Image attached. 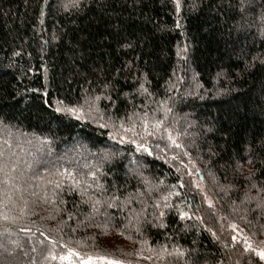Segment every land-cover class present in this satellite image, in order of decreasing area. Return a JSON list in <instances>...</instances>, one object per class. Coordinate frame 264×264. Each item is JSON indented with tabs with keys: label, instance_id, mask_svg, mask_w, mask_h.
I'll use <instances>...</instances> for the list:
<instances>
[{
	"label": "trees",
	"instance_id": "obj_1",
	"mask_svg": "<svg viewBox=\"0 0 264 264\" xmlns=\"http://www.w3.org/2000/svg\"><path fill=\"white\" fill-rule=\"evenodd\" d=\"M180 4L0 0V264H264V0Z\"/></svg>",
	"mask_w": 264,
	"mask_h": 264
},
{
	"label": "snow or ice",
	"instance_id": "obj_2",
	"mask_svg": "<svg viewBox=\"0 0 264 264\" xmlns=\"http://www.w3.org/2000/svg\"><path fill=\"white\" fill-rule=\"evenodd\" d=\"M174 3H175V8H176V11L179 12L180 9H181V4H180V0H174ZM72 6L73 7H77L78 6V0H72ZM180 25L177 24V27H179ZM141 88H143V85H141ZM144 91H147L146 89H144ZM100 97H95V100H99ZM62 101H57V104H61ZM85 103H87V100L85 101ZM55 111L57 112H67L71 115H74L76 116V119H81L82 116L79 115L78 113H80L82 110L79 109V108H76V107H56ZM145 116H147V114L145 113ZM102 127L103 126H106V125H101ZM154 128H159L160 127V122L157 121L156 124L153 125ZM128 130H132V129H128ZM145 132L147 133V121L145 120ZM148 135H151L152 133H147ZM10 135V134H9ZM168 139L172 142V144H174L176 147H181V145L177 144L175 139L173 138V136L171 134L168 135ZM4 144L8 145L9 148H11V142L9 139H5L3 141ZM132 143H136L135 140L132 141ZM159 146V145H157ZM143 149L145 152H148L149 155H151V152L149 151V149L147 147H145L144 144H137V150H141ZM185 155H187V153H185ZM4 157V150L3 148H0V158ZM8 168V165L7 163L3 162L2 159H0V173H4V176H5V180H4V183L7 184V185H13V182L15 181L16 177H13L9 174V172L5 171V169ZM12 171L15 170V165L12 166ZM91 175V173H90ZM247 179V178H246ZM51 183V182H49ZM56 188H59L60 187V184H56L55 185ZM175 187V186H173ZM180 187H184V185L181 183L180 184ZM199 187V186H198ZM252 188H257V185L255 183L252 184L251 186ZM86 191V190H85ZM257 192L260 193V192H264V187H261L259 189H257ZM7 196V198L9 199V201L11 200V197L8 196L7 194H5ZM118 198L113 196L112 197V200L113 201H116ZM250 199L248 194L245 193V200H248ZM205 201L208 203L209 207H212V202L210 200L207 199V197H205ZM86 203H88L89 201H85ZM101 203V201L99 199H96L94 201H91V205H92V210L94 212L98 211V208H97V205H99ZM113 204L112 203H109L108 204V207H112ZM262 205H257V207H261ZM157 208H159L160 206L159 205H156ZM164 207H171L170 205L168 204H165ZM21 211H23V209H21ZM164 215L163 212H160V216L162 217ZM179 215H180V218L181 219H185V218H190L188 217V213L184 212V211H180L179 212ZM4 219H8V216L5 215L4 216ZM197 219H200V217H197ZM161 227H163V224L160 225ZM230 227L235 231L237 229V225L235 224H231ZM213 235H215L213 233ZM233 241L237 240V237L236 236H233L232 237ZM243 242H244V245H245V248H244V251L245 252H251V253H254L256 256L259 257V259L261 261H264V248H256V247H253L252 243L249 241V239L247 237H243ZM146 243V242H145ZM79 253L77 252H74L73 249L69 248L68 249V255L67 256H63L61 257L62 260L64 259H69L70 257L72 256H78ZM55 259V257H53ZM102 260V261H105L106 264H127V262L125 261H121V260H116V259H111L107 256H97L95 258L91 257V256H87L84 260H82L80 262V264H93V260ZM145 259H151V257H145Z\"/></svg>",
	"mask_w": 264,
	"mask_h": 264
}]
</instances>
